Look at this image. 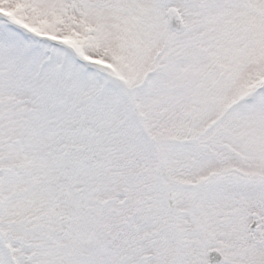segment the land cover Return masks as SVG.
<instances>
[{
    "label": "snow or ice",
    "instance_id": "1",
    "mask_svg": "<svg viewBox=\"0 0 264 264\" xmlns=\"http://www.w3.org/2000/svg\"><path fill=\"white\" fill-rule=\"evenodd\" d=\"M0 264H264V0H0Z\"/></svg>",
    "mask_w": 264,
    "mask_h": 264
}]
</instances>
